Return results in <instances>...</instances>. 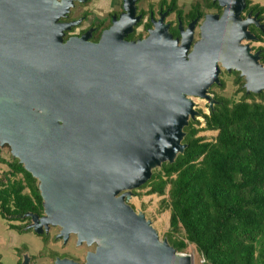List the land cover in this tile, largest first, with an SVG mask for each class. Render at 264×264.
Returning <instances> with one entry per match:
<instances>
[{
	"label": "water",
	"instance_id": "obj_1",
	"mask_svg": "<svg viewBox=\"0 0 264 264\" xmlns=\"http://www.w3.org/2000/svg\"><path fill=\"white\" fill-rule=\"evenodd\" d=\"M0 0V143H8L39 179L42 223L71 231L79 242H97L84 264H194L151 218L130 204L131 190L153 169L173 162L190 118L199 113L194 96L218 102L209 88L222 68L245 77L246 92L264 90V61L249 43L258 22L241 14L246 0H218L223 12H208L191 48L197 19L182 38L169 30L165 14L149 34L128 40L139 20L136 0L114 16L99 43L86 35L63 41L57 22L67 1ZM72 3V1H71ZM56 31V32H55ZM249 41V42H245ZM190 50V51H189ZM127 196V198H126ZM25 254L21 264H29ZM56 264H80L57 257Z\"/></svg>",
	"mask_w": 264,
	"mask_h": 264
},
{
	"label": "trees",
	"instance_id": "obj_2",
	"mask_svg": "<svg viewBox=\"0 0 264 264\" xmlns=\"http://www.w3.org/2000/svg\"><path fill=\"white\" fill-rule=\"evenodd\" d=\"M217 100L204 114L205 127L218 130L215 139L197 134L199 120L191 118L184 151L155 167L145 185L159 194L169 186L165 237L178 250L193 242L211 264H264V102ZM10 164L22 176L0 180V212H42L38 178L18 158Z\"/></svg>",
	"mask_w": 264,
	"mask_h": 264
},
{
	"label": "rangeland",
	"instance_id": "obj_3",
	"mask_svg": "<svg viewBox=\"0 0 264 264\" xmlns=\"http://www.w3.org/2000/svg\"><path fill=\"white\" fill-rule=\"evenodd\" d=\"M119 1L120 0H93V3L89 5V9L91 10L89 14L96 15L100 18H107L108 13L112 10V4L119 6ZM161 1L162 0H143L142 6L145 7L151 2L156 10ZM165 1V4H170L171 2V0ZM250 1L256 2L257 0ZM259 2L260 4H264V0H259ZM196 5H199V7L205 11L217 10V7L208 6V0H177L176 7L186 11ZM198 36L199 34L197 33L195 37L199 38ZM259 44L264 46V40L256 43V45ZM236 71L237 70H233V73H227L226 71L221 72V84L213 83L209 88L210 92L217 99L225 98L232 103L241 100L264 102V90L261 92L247 93L244 86L246 83L245 77L241 76V74L239 76V71ZM194 99L196 100V108L199 110V113L195 117V119L199 120L195 122L197 127H199L197 134L203 135L207 140H213L217 136L218 130L206 128L207 122L204 116V114L210 113L212 107L209 105L206 98L194 96ZM0 155L6 159L3 160L0 158V180L4 179L6 175L10 176V178L22 176V172L20 171L14 174L15 170L10 162L18 157L12 154L11 146L8 143H0ZM149 188L150 185H145V183L138 188H134L133 191L135 193L131 197L130 202L136 209L143 210L147 216L152 219L160 236L164 238L170 226L171 208L165 206L163 202L164 198L169 197V186L164 194H159L157 192L149 193ZM25 191H29V189L26 188ZM16 223H20V220L18 217L13 216L12 212H0V255L2 257L0 258V264H20L19 261L22 259L24 251L28 252L31 256V264H56L55 260L57 257H65L68 255L74 256L81 261L84 260L83 257L87 247L85 245H78L74 236L67 241L57 238L56 236L54 237V232L59 226H53L50 234L45 233L50 236L44 237L36 230H32L29 227L25 228L23 226L25 223ZM183 236L184 232H179V237ZM182 252L192 253L194 264H205L203 262L204 255H202V253L200 254L195 243L189 242L188 246Z\"/></svg>",
	"mask_w": 264,
	"mask_h": 264
},
{
	"label": "flooded vegetation",
	"instance_id": "obj_4",
	"mask_svg": "<svg viewBox=\"0 0 264 264\" xmlns=\"http://www.w3.org/2000/svg\"><path fill=\"white\" fill-rule=\"evenodd\" d=\"M58 1H63V0H58ZM64 1H67V0H64ZM71 1H72V3H71ZM142 1L143 0H136V2H135V4H136V15H139L140 18H139V20H137L133 23V27H132L131 31L126 32L125 38L128 40H139L141 38L146 37L149 34L150 29L154 26V24H155L154 21L159 19L162 16V14H165L164 20L169 23L170 32L173 34L174 37H178L181 41V38H182L181 24H182L183 29H185L188 27V25L191 21H193L194 19H197V22H196V25L194 28V39L192 41L190 50H192L194 42L197 39H199L201 36L200 25H201L202 21L204 20L205 15L208 12L221 14L223 12V9H224V7L222 5H220L218 0H208V2L213 1V2H217L220 5V7L219 6H210V7H217V10H214V11L202 10L200 7H197L199 5L192 6L189 10L185 11V10H182V8L178 9L176 7L177 2L175 5L172 4L171 2H170V4H165L163 2V0L160 2L159 7L155 10L154 6H153V4H151V2L149 3V5L144 7V6H142L143 5ZM1 2L4 3L5 5L6 4L8 5V1H6V0H1ZM91 3H93V0H68V4H70L68 6V9L66 10L65 13L60 15L58 20H57V22H61V23L73 22V23H71L70 27H64L63 28V41L64 42H66L67 40H69L73 36L80 37V36L86 35V39L88 42L99 43L101 41L105 31H107L111 28V26L113 24L114 16L119 18L121 16V14L124 11H126V7L124 4L125 0H120L118 2L119 6L112 4V10L108 13L107 18L106 17L100 18L96 15H90L89 14V12L91 11L89 9V5ZM246 4L247 5L241 14L242 18L246 19L251 14V18L254 17L258 22H252L248 27V30L252 34L254 33L257 36V38L253 39V41H250V42L245 41V42H249L251 44L253 52L260 50L261 61H264V46L263 45L261 46V44L256 45V43L262 42L264 40V4H260L259 0H257L256 2H253V1L251 2L250 0H246ZM114 6H115V8H114ZM193 11H195V15H194ZM197 33L199 34V36H198L199 38L195 37V35ZM224 68L225 67L222 68V72L226 71L227 73H233L232 71L228 72L227 69H224ZM239 76H240V72H239ZM133 189L131 190V196H130L129 202L131 200V197L135 193L133 191ZM126 198H127V196H126ZM130 204H132V203L130 202ZM28 212H33V211H28ZM28 212L23 213V214L12 213V215L15 217H18V219L20 220V223H16V224H21L23 222V223H25L23 225L25 228L29 227L32 230H35L34 226H31V224L34 222L33 215L28 214ZM36 213L39 214L40 221H41V219H42L41 217L45 214L44 207H43L42 212H36ZM53 226H56V225L50 224L49 227H47L46 223L43 222L42 227L44 230L42 232H39V234H41L44 237L50 236V235H46L45 233L50 234ZM57 226H59V225H57ZM61 228L62 227L59 226V228L54 232V237L56 236L57 238H61V239H64L65 241H67L71 237L74 236L76 243L78 245H85L87 247L86 251H85L86 255L84 254V257H83L84 260L83 261H81L80 259H76V257H74V256L68 255L65 257L75 259L76 262H78L80 264H84V262H86V257L88 255V253L90 251H95L97 246H98V243L93 242L92 244H89L87 241H83L80 243L78 233L76 231H71L69 233V236L67 237V239H65L64 234L59 235L61 232ZM25 253H27L29 255L28 252L24 251L23 252L24 255H23L22 259L19 261L20 264H21L22 260L24 259ZM29 264H31V256L29 259Z\"/></svg>",
	"mask_w": 264,
	"mask_h": 264
},
{
	"label": "built area",
	"instance_id": "obj_5",
	"mask_svg": "<svg viewBox=\"0 0 264 264\" xmlns=\"http://www.w3.org/2000/svg\"><path fill=\"white\" fill-rule=\"evenodd\" d=\"M186 253V252H185ZM203 262L205 263V264H211L210 262H208V260L205 258V256L203 257Z\"/></svg>",
	"mask_w": 264,
	"mask_h": 264
},
{
	"label": "clouds",
	"instance_id": "obj_6",
	"mask_svg": "<svg viewBox=\"0 0 264 264\" xmlns=\"http://www.w3.org/2000/svg\"><path fill=\"white\" fill-rule=\"evenodd\" d=\"M218 84V83H217ZM220 84V83H219ZM39 180V179H38ZM39 185V184H38ZM43 197V196H42ZM44 202V201H43ZM185 253V252H184ZM186 253H188V252H186Z\"/></svg>",
	"mask_w": 264,
	"mask_h": 264
},
{
	"label": "crops",
	"instance_id": "obj_7",
	"mask_svg": "<svg viewBox=\"0 0 264 264\" xmlns=\"http://www.w3.org/2000/svg\"><path fill=\"white\" fill-rule=\"evenodd\" d=\"M0 254H1V253H0ZM0 258H2L1 255H0Z\"/></svg>",
	"mask_w": 264,
	"mask_h": 264
},
{
	"label": "bare ground",
	"instance_id": "obj_8",
	"mask_svg": "<svg viewBox=\"0 0 264 264\" xmlns=\"http://www.w3.org/2000/svg\"><path fill=\"white\" fill-rule=\"evenodd\" d=\"M193 252V251H192ZM192 254V253H191ZM201 254V253H200Z\"/></svg>",
	"mask_w": 264,
	"mask_h": 264
}]
</instances>
